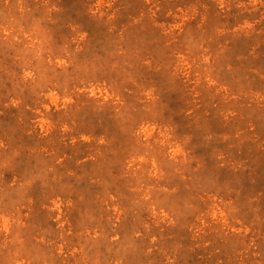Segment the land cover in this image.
I'll use <instances>...</instances> for the list:
<instances>
[{
    "label": "rangeland",
    "instance_id": "rangeland-1",
    "mask_svg": "<svg viewBox=\"0 0 264 264\" xmlns=\"http://www.w3.org/2000/svg\"><path fill=\"white\" fill-rule=\"evenodd\" d=\"M0 264H264V0H0Z\"/></svg>",
    "mask_w": 264,
    "mask_h": 264
}]
</instances>
